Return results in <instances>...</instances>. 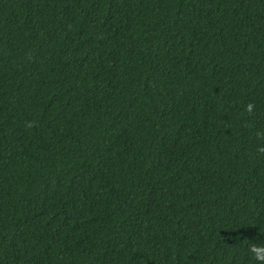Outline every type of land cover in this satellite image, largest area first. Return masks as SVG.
<instances>
[{
    "label": "trees",
    "instance_id": "trees-1",
    "mask_svg": "<svg viewBox=\"0 0 264 264\" xmlns=\"http://www.w3.org/2000/svg\"><path fill=\"white\" fill-rule=\"evenodd\" d=\"M254 248L264 0H0V264Z\"/></svg>",
    "mask_w": 264,
    "mask_h": 264
},
{
    "label": "clouds",
    "instance_id": "clouds-1",
    "mask_svg": "<svg viewBox=\"0 0 264 264\" xmlns=\"http://www.w3.org/2000/svg\"><path fill=\"white\" fill-rule=\"evenodd\" d=\"M249 110H251V105L248 106ZM255 256L259 260H264V248H254L253 249Z\"/></svg>",
    "mask_w": 264,
    "mask_h": 264
}]
</instances>
